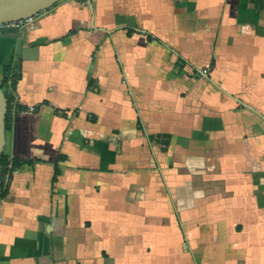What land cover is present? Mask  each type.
Instances as JSON below:
<instances>
[{"label": "crops", "instance_id": "0c3cea01", "mask_svg": "<svg viewBox=\"0 0 264 264\" xmlns=\"http://www.w3.org/2000/svg\"><path fill=\"white\" fill-rule=\"evenodd\" d=\"M26 32L0 264H264V0H61Z\"/></svg>", "mask_w": 264, "mask_h": 264}, {"label": "water", "instance_id": "95a60500", "mask_svg": "<svg viewBox=\"0 0 264 264\" xmlns=\"http://www.w3.org/2000/svg\"><path fill=\"white\" fill-rule=\"evenodd\" d=\"M61 0H0V24L18 21L32 17L42 11L52 8ZM27 29L18 30L10 28L2 32L5 39L12 41L19 60L27 59L24 46L28 44ZM8 103L4 91L0 86V163L3 157L6 144V116ZM1 169V164H0Z\"/></svg>", "mask_w": 264, "mask_h": 264}, {"label": "built area", "instance_id": "2783aa9c", "mask_svg": "<svg viewBox=\"0 0 264 264\" xmlns=\"http://www.w3.org/2000/svg\"><path fill=\"white\" fill-rule=\"evenodd\" d=\"M39 14H37V15H39ZM37 15H34L32 17H28L26 19L18 20V21L1 23L0 24V35L2 34L3 31L10 29V28H16L18 30H21L24 28H26V29L32 28L34 26ZM13 66H16V65L13 64ZM7 92L10 96V98H9V101H10L9 115H10L11 119H14L17 115L22 114V113L34 114L37 111L38 107L34 106V105L30 106L28 109H22L21 108L19 99L17 98V95H16V85H15V79H14L13 71H11L8 74ZM7 103H8V101H7ZM7 180H8V175H7V177L2 176L0 178V184H2L4 186L7 183ZM0 222H1V217H0Z\"/></svg>", "mask_w": 264, "mask_h": 264}, {"label": "trees", "instance_id": "16d2710c", "mask_svg": "<svg viewBox=\"0 0 264 264\" xmlns=\"http://www.w3.org/2000/svg\"><path fill=\"white\" fill-rule=\"evenodd\" d=\"M56 5V4H55ZM54 5V6H55ZM53 6V7H54ZM11 71H13V75H14V79H15V85L17 86V84H18V82L20 81V79H21V76H20V71L18 70V68H17V66H13V63L9 66V68H8V74L11 72ZM8 74H7V76H6V78H5V81L3 82V83H0V86H1V88H2V90L4 91V93H5V96H6V99H7V101H8V112H7V116H6V130H7V128H8V126H9V124H10V122L12 121L11 120V117H10V115H9V111H10V101H9V98H10V96H9V94H8V92H7V78H8ZM29 163V162H28ZM28 163H26V164H28ZM1 169H0V178L3 176V174L5 173V171H6V167H7V165H9V162H8V160H7V157L4 155V153H3V157H2V160H1ZM25 163H23V162H13V164H12V169H13V167L14 168H16V167H21V166H23ZM12 169H10V171L12 170ZM7 191V190H6ZM6 191H3V186H2V184H0V199L2 198V197H4V195L7 193Z\"/></svg>", "mask_w": 264, "mask_h": 264}]
</instances>
